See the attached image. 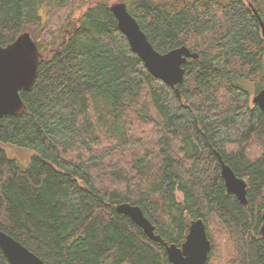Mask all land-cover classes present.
I'll return each instance as SVG.
<instances>
[{"label": "trees", "instance_id": "1", "mask_svg": "<svg viewBox=\"0 0 264 264\" xmlns=\"http://www.w3.org/2000/svg\"><path fill=\"white\" fill-rule=\"evenodd\" d=\"M117 1L157 52L197 54L180 83L148 72L111 0H0V44L28 33L40 54L23 112L0 117V231L45 264H172L115 210L128 203L168 245L202 219L207 264H264V113L251 102L264 88L252 11L264 22V0ZM218 157L245 181V205Z\"/></svg>", "mask_w": 264, "mask_h": 264}, {"label": "water", "instance_id": "2", "mask_svg": "<svg viewBox=\"0 0 264 264\" xmlns=\"http://www.w3.org/2000/svg\"><path fill=\"white\" fill-rule=\"evenodd\" d=\"M109 10L116 20L118 29L124 34L130 48L141 59L148 72L171 87L180 83L184 76L182 65L187 58H196L197 54L185 46L166 53L157 52L141 31L135 18L128 12L124 2L110 4ZM252 11L259 22L264 39V22L256 9L252 7ZM39 59L40 54L35 42L28 33L20 34L13 42L5 46L0 44V117L15 116L23 112L25 104L20 97V91L31 90L38 73ZM251 102L264 113V88L252 95ZM219 163L226 192L234 194L238 201L245 205V181L238 178L220 158ZM115 210L129 217L142 229L149 240L161 243L167 259L172 264H207L211 243L202 219L190 222L184 241L180 246H176L166 244L154 233V227L138 206L120 203L115 206ZM261 219L260 233L264 238V212ZM0 249L10 264H45L21 243L2 231H0Z\"/></svg>", "mask_w": 264, "mask_h": 264}, {"label": "rangeland", "instance_id": "3", "mask_svg": "<svg viewBox=\"0 0 264 264\" xmlns=\"http://www.w3.org/2000/svg\"><path fill=\"white\" fill-rule=\"evenodd\" d=\"M114 2H121V1L111 0V4ZM4 149L6 150L7 154L10 157H14V158L18 159L21 163H28L29 153L27 151L19 150L16 148H11L8 146H4ZM210 264H222V258L217 257L214 260H212V262Z\"/></svg>", "mask_w": 264, "mask_h": 264}, {"label": "flooded vegetation", "instance_id": "4", "mask_svg": "<svg viewBox=\"0 0 264 264\" xmlns=\"http://www.w3.org/2000/svg\"><path fill=\"white\" fill-rule=\"evenodd\" d=\"M251 98H252V96H251Z\"/></svg>", "mask_w": 264, "mask_h": 264}]
</instances>
